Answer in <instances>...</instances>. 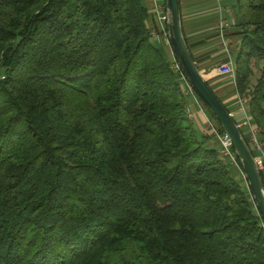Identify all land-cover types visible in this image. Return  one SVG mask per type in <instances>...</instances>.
Masks as SVG:
<instances>
[{
  "label": "trees",
  "instance_id": "1",
  "mask_svg": "<svg viewBox=\"0 0 264 264\" xmlns=\"http://www.w3.org/2000/svg\"><path fill=\"white\" fill-rule=\"evenodd\" d=\"M238 8L235 80L246 94L263 62L264 138V0ZM152 16L146 0H0V264H264L249 184L197 130Z\"/></svg>",
  "mask_w": 264,
  "mask_h": 264
},
{
  "label": "crops",
  "instance_id": "2",
  "mask_svg": "<svg viewBox=\"0 0 264 264\" xmlns=\"http://www.w3.org/2000/svg\"><path fill=\"white\" fill-rule=\"evenodd\" d=\"M181 11L184 34L201 73L232 112L237 123H241L244 112L239 104V94L242 93L237 89L236 80L232 75L217 74L215 69L230 56L235 62L240 48L239 31L243 19L239 12L238 0H181ZM154 17L153 15L149 25L155 21ZM165 48L168 49L167 46ZM262 64V61L256 59L253 61V68ZM185 86L190 116L197 130L209 135L211 142L219 148L212 133L215 123L213 116L200 98L188 90L186 82ZM261 138L264 140L262 135ZM232 170L239 174V168L233 166Z\"/></svg>",
  "mask_w": 264,
  "mask_h": 264
},
{
  "label": "water",
  "instance_id": "3",
  "mask_svg": "<svg viewBox=\"0 0 264 264\" xmlns=\"http://www.w3.org/2000/svg\"><path fill=\"white\" fill-rule=\"evenodd\" d=\"M165 3L167 28L174 58L190 87L207 104L230 137L264 221V182L253 151L233 114L210 86L193 57L183 30L181 0H165Z\"/></svg>",
  "mask_w": 264,
  "mask_h": 264
},
{
  "label": "built area",
  "instance_id": "4",
  "mask_svg": "<svg viewBox=\"0 0 264 264\" xmlns=\"http://www.w3.org/2000/svg\"><path fill=\"white\" fill-rule=\"evenodd\" d=\"M147 4L151 8L153 15L155 16V21L150 25V33L153 39L164 46L171 47L169 40V33L167 28V11L166 3L164 0H147ZM174 56V55H173ZM175 59V58H174ZM176 62V66L179 68V65ZM180 69V68H179ZM216 73L219 75H232L235 78V62L234 58H230L224 62H221L216 68ZM184 77V75H183ZM184 82L187 83L188 90L197 96L194 90L190 87L188 82L184 77ZM198 97V96H197ZM239 104L241 110L244 112V119L239 123V127L243 130L249 142L251 144V149L255 156V160L261 170L262 176L264 177V140L261 138L262 130L255 123L250 111H249V98L243 94H239ZM232 113V112H231ZM212 133L215 136L218 145L219 152L222 159L231 167L239 168L241 174L246 180V176L238 157L236 156L232 141L228 134L220 129L217 122L214 123L212 127ZM247 181V180H246ZM248 183V182H247Z\"/></svg>",
  "mask_w": 264,
  "mask_h": 264
},
{
  "label": "rangeland",
  "instance_id": "5",
  "mask_svg": "<svg viewBox=\"0 0 264 264\" xmlns=\"http://www.w3.org/2000/svg\"><path fill=\"white\" fill-rule=\"evenodd\" d=\"M167 54L169 57L173 56V53H172V49L171 47H168L167 49ZM174 58V56H173ZM261 65H257V67H254V72L251 76V83H250V91H248L245 95H247V97L249 98L250 100V95H249V92H251V90H253V87L257 84V80L258 78L261 76ZM198 96V95H197ZM199 97V96H198ZM200 98V97H199ZM216 122V121H215ZM237 156V155H236ZM239 161V160H238ZM238 175L241 177V179H243L244 182H246L245 178L243 177V175L241 174L240 170L238 171ZM128 246V249L127 250H124L122 254L125 255L126 259L128 261H133L134 258V254L133 252H136L137 251V248H136V245L134 243H128L126 244ZM120 255H115L113 256V259L116 261V262H120Z\"/></svg>",
  "mask_w": 264,
  "mask_h": 264
}]
</instances>
